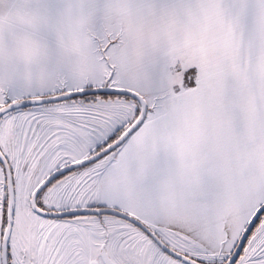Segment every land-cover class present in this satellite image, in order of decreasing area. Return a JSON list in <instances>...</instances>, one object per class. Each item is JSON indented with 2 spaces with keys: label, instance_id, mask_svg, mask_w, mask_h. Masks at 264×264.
Here are the masks:
<instances>
[{
  "label": "snow or ice",
  "instance_id": "snow-or-ice-1",
  "mask_svg": "<svg viewBox=\"0 0 264 264\" xmlns=\"http://www.w3.org/2000/svg\"><path fill=\"white\" fill-rule=\"evenodd\" d=\"M0 264H264V0H0Z\"/></svg>",
  "mask_w": 264,
  "mask_h": 264
}]
</instances>
